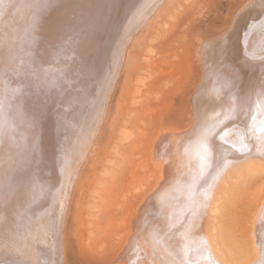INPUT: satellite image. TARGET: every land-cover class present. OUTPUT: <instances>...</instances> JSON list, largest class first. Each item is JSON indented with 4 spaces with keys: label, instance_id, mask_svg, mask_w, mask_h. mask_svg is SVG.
I'll return each mask as SVG.
<instances>
[{
    "label": "bare ground",
    "instance_id": "6f19581e",
    "mask_svg": "<svg viewBox=\"0 0 264 264\" xmlns=\"http://www.w3.org/2000/svg\"><path fill=\"white\" fill-rule=\"evenodd\" d=\"M110 1L0 0V264H67L66 224L70 201L92 152L93 147L88 150L91 133L96 128L95 122L110 108L109 92L112 90L113 96L125 45L133 38L136 27L144 22L149 5L155 7L161 0H142L133 12L131 6V12L125 13L120 44L113 55L114 65L97 84V98L93 96L96 114L76 138L78 147L73 148L65 172L61 173L64 166L55 170L44 163L47 121L55 113L59 121L66 120V115L71 113L68 108L80 105L77 94L80 80L95 74L98 30L108 16ZM123 8L126 7L116 12L119 13L116 20ZM160 23L150 42L168 22ZM234 28V35L240 32L237 39L231 37L234 42L231 48L236 52L232 61L235 73L215 79L221 90L227 87L233 92L226 99L220 97L219 106L230 108V102L235 103L232 111L222 107L217 112L218 122L224 123L231 117L235 124L227 137L220 138L228 127L221 129L218 136L229 149L228 156L216 159L214 143L209 137L201 135L202 139L192 142L196 127L203 126L199 123L209 106L208 98L211 100L215 95L209 97L214 89L209 83L205 89L200 86L195 95L192 125L180 134L167 131L161 140L158 137L157 151L167 171L140 203L131 236L117 256L119 264H264V182H258L264 173V131L261 130L264 127L261 124L264 121V17ZM223 46L222 42L216 47L211 40L201 43L199 53L203 55L206 73L207 60L211 55L217 59L223 54ZM147 52L152 53L153 48L149 46ZM135 78L132 101L138 100L148 75L143 71ZM238 115L243 119H237ZM118 130L121 144L137 135L127 121H119ZM177 136L190 143L185 149L174 151ZM244 145L248 147L243 148ZM112 148L119 150L117 143ZM242 148L243 151L238 150ZM179 167L184 175L178 174ZM255 181L258 184L250 193L251 200L260 199V203L249 219L248 243L253 257L242 261L238 252L247 229L232 215L233 206L225 205L228 203L225 197L234 196L238 188ZM98 197L99 193H92L81 220L82 237L89 244L102 228ZM55 204L59 205L58 213L50 215ZM225 208L230 215H225ZM155 212L162 215L156 217Z\"/></svg>",
    "mask_w": 264,
    "mask_h": 264
},
{
    "label": "rangeland",
    "instance_id": "374dc122",
    "mask_svg": "<svg viewBox=\"0 0 264 264\" xmlns=\"http://www.w3.org/2000/svg\"><path fill=\"white\" fill-rule=\"evenodd\" d=\"M141 1H110L108 16L100 27L101 29L99 28V33L97 32L100 37H98L97 42H100L95 74L93 76L86 75L80 80V90L77 91L81 100L80 105L75 104L68 108L67 111L71 113L66 115V120L59 121V116L55 113L51 114L47 121V131H45L44 136H46L48 144L43 158L44 163L50 169L59 170L60 167L64 166L65 168L61 170V173L66 169L73 148L78 147L76 138L78 139L80 132L85 131L93 121V116L97 111L95 98L99 94H97L99 92L97 84L100 79L108 76L114 65L113 55L120 44L119 39L127 15L125 13L133 12ZM162 1H159L155 7L149 5L150 8L148 7L149 11L144 22L136 27L133 38L125 45V53L121 63L122 70H120L118 82H115L113 96L112 90L109 92V94L111 93L110 108L104 115V120L102 118L95 122L96 128L91 133L88 150L93 147L92 152L89 160L83 166L80 179L70 201L66 224L67 264H119L116 261L117 256L131 236L132 223L135 214H137L136 211L141 206L140 203L144 202L146 194L158 186L163 174H166L167 171L166 166L163 165V158L157 151L158 137L161 140L163 136L169 133L167 131L180 134L192 125L195 95L200 86L205 89L209 83V86L214 88H211V96L209 97L211 98L214 94L216 96L214 95L211 100L208 98L209 106L207 105L205 108L203 119L199 123V126H203L196 127L192 142L202 139L203 136V138L209 137V140L214 143V157L219 159L228 156L229 149L224 147L218 136L221 134V129L228 127V131H230L235 124L231 121V117L224 123L218 122L220 113L217 112L221 111L222 107L232 111L235 103L231 101L230 108L227 107L228 105L226 107L219 106L218 101L222 96L226 99L233 92L228 91L227 87L225 91L221 90L216 81L220 75L225 78L235 73L232 67L236 52L232 50L231 46L234 43L232 38L233 40L237 39V34L240 32L234 35V31H236L234 27L237 25L239 29L252 19L264 17V2L261 0ZM125 2L127 3L125 4ZM259 2L263 3L259 4ZM122 6L126 7L122 10L124 16L121 14L122 20L120 18L116 20V16L119 14L116 12H120ZM158 16L160 17L158 18ZM118 20L120 21L118 22ZM159 20L160 22L166 20L167 26L162 29L163 31L158 34L154 41L152 40L153 42H150V36L157 34V30L161 27ZM203 40H211L212 44H216V47L218 44L224 43L223 54L216 53V56L219 55L217 59H213L211 55L210 59L207 60V73L203 67L204 60L201 59L203 55H200ZM149 46L153 48L152 53L147 52ZM225 56L226 58H224ZM212 59L213 61H211ZM213 62L218 65L216 66ZM143 66L147 67L144 68ZM143 71L148 75L146 86L142 87L139 97H137L138 100L132 101L133 83L136 81L134 78H137ZM210 71L212 72L210 73ZM206 76L207 79H205ZM202 81L205 83L203 84ZM217 88H219L218 91ZM217 106L220 108L217 109ZM210 112L212 115L209 114ZM238 116L237 119H243L240 115ZM119 121H127L137 132V135L125 144L120 142ZM100 124L101 126L98 127ZM177 137L179 140L178 143L177 139L174 141L177 144L176 146L173 145L174 151L185 149L190 141L180 136ZM116 143L119 146L118 151L112 148ZM157 161H159L158 164ZM179 172V175L183 174L181 167H179ZM260 181L264 182V173L258 180V182ZM258 182H252L245 188H238L234 196L225 197V200L228 198L226 201L229 203L226 202L225 205L233 206L232 215H236L240 223L247 229L241 237L242 244L238 252V257L242 261L253 257V251L248 243L251 229L249 219L257 204L260 203V199L254 202L251 200L252 194L250 193L255 189ZM93 192L99 193L97 202L101 207L102 228L93 243L89 244L82 237L81 220L88 208ZM58 206V204L54 205L50 215L58 213ZM227 209L225 208L226 213H223L230 215L229 209ZM154 215L157 217L162 213L155 212Z\"/></svg>",
    "mask_w": 264,
    "mask_h": 264
},
{
    "label": "snow or ice",
    "instance_id": "6c2138e0",
    "mask_svg": "<svg viewBox=\"0 0 264 264\" xmlns=\"http://www.w3.org/2000/svg\"><path fill=\"white\" fill-rule=\"evenodd\" d=\"M253 121L255 122V117H253ZM261 124L264 125V121H261ZM262 131H264V127L261 128ZM229 134V131L228 130H225L222 134H221V139H224L225 137H227ZM243 136L241 137V143L243 144ZM233 147H236L235 144H233ZM248 146L247 145H244L243 148H247ZM243 148L242 149H238L240 151H243Z\"/></svg>",
    "mask_w": 264,
    "mask_h": 264
}]
</instances>
